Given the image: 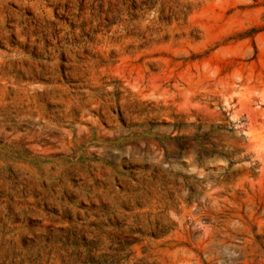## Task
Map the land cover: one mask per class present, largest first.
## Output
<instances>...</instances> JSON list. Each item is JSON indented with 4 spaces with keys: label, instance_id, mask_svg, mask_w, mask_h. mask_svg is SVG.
<instances>
[{
    "label": "rangeland",
    "instance_id": "obj_1",
    "mask_svg": "<svg viewBox=\"0 0 264 264\" xmlns=\"http://www.w3.org/2000/svg\"><path fill=\"white\" fill-rule=\"evenodd\" d=\"M0 264H264V0H0Z\"/></svg>",
    "mask_w": 264,
    "mask_h": 264
}]
</instances>
